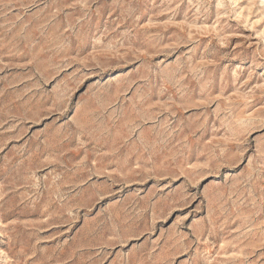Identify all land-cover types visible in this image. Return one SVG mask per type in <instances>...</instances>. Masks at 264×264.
Listing matches in <instances>:
<instances>
[{
	"label": "rangeland",
	"instance_id": "rangeland-1",
	"mask_svg": "<svg viewBox=\"0 0 264 264\" xmlns=\"http://www.w3.org/2000/svg\"><path fill=\"white\" fill-rule=\"evenodd\" d=\"M0 264H264V0H0Z\"/></svg>",
	"mask_w": 264,
	"mask_h": 264
}]
</instances>
